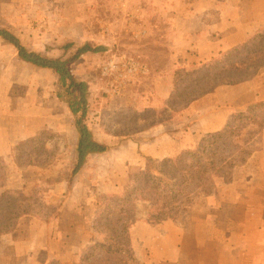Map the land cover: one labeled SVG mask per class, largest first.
<instances>
[{"label":"crops","instance_id":"obj_1","mask_svg":"<svg viewBox=\"0 0 264 264\" xmlns=\"http://www.w3.org/2000/svg\"><path fill=\"white\" fill-rule=\"evenodd\" d=\"M172 1L171 58L178 68L205 63L264 29V0ZM14 5L0 0V12ZM39 5L49 15L56 10L50 2ZM30 23L29 30L36 26ZM0 26L13 31L23 45H33L30 38L27 45L17 24ZM52 27L44 19L35 27L49 44L55 42ZM0 42L12 50L14 61L1 66L0 52V159L5 163L0 194L18 192L29 201L30 190L37 187L42 207L21 215L16 228L0 237V264H79L81 254L98 240L93 220L99 195L118 192L133 170L145 167L147 158L161 160L192 149L203 135L220 131L233 113L264 103L263 67L251 78L218 86L167 121L124 136L113 130L108 111L143 112L150 101L129 91L108 98L90 88L98 106H93L89 127L105 151L89 155L78 167L74 117L53 96V76L51 86L50 78L40 83L39 73L50 74L25 64L18 67L17 49ZM117 53L121 58L122 52ZM153 87L165 104L174 79L158 78ZM260 131V148L245 162L234 163L229 179L213 180L212 193L195 196L173 219L151 225L149 203H134L129 236L136 264H264V129ZM42 133L49 135L44 147L53 158L43 165L19 163L17 157L28 156L29 146L18 145Z\"/></svg>","mask_w":264,"mask_h":264},{"label":"trees","instance_id":"obj_2","mask_svg":"<svg viewBox=\"0 0 264 264\" xmlns=\"http://www.w3.org/2000/svg\"><path fill=\"white\" fill-rule=\"evenodd\" d=\"M170 14L171 12L168 25L159 24L157 27L167 30L168 62L160 64L158 61L161 58L153 53V59L157 61L152 60V74L149 76L152 81V103L143 112L131 109L133 114L130 118L122 117L123 122L127 119L126 126L113 130L124 136L151 128L160 121H167L182 112L191 102L213 92L218 86L251 78L264 67L262 29L246 38L243 43L219 52L216 57L205 63L178 68L171 58L174 32ZM0 39L17 49L14 57L17 63L25 64L35 71L48 72L53 76V96L64 104L74 117L78 133V167L83 165L89 155L103 153L105 147L93 139L89 127L92 109L98 106L93 104L97 99L95 97L93 103L91 102L90 98L94 93L89 90L87 81L74 75L73 66L84 57L105 53L107 46L89 40L64 41L58 46L62 55L51 58L31 46L23 45L19 37L7 27L0 26ZM157 44L161 45L160 42L154 45L158 46ZM168 76L174 79V88L164 106H157L154 100L158 102L159 99L154 94L153 83L158 78ZM135 88L140 89L139 86ZM131 94L137 96L134 88ZM113 112L114 118H118L121 112H125V108ZM152 114L158 115V118L149 119ZM114 121L118 122L119 119ZM259 125L264 129V103L254 104L233 113L220 131L203 135L192 149L180 151L161 160L147 158L145 167L133 170L118 192L99 195V209L93 220L98 240L91 243L81 254L79 264H96L88 260L101 254L106 256L108 261L119 259L124 264H136L129 236L130 211L134 203L138 200L149 203L148 222L151 225L173 219L181 209L190 205L195 196L214 189V176L223 173L231 164L245 162L260 148L262 128L254 133V128ZM46 137L49 138L48 133H42L37 139L19 144L18 148L29 146V155H19L18 162L22 160L21 164L25 165H43L49 162L53 154L45 150ZM4 169L5 163L0 159V187L5 184ZM193 190H196V194L201 192L193 196ZM29 193V201L18 192L4 191L0 194V237L16 228L21 215L42 208L39 205L37 187H33ZM48 264L58 262L50 261Z\"/></svg>","mask_w":264,"mask_h":264},{"label":"rangeland","instance_id":"obj_3","mask_svg":"<svg viewBox=\"0 0 264 264\" xmlns=\"http://www.w3.org/2000/svg\"><path fill=\"white\" fill-rule=\"evenodd\" d=\"M30 1L35 4V7L29 3ZM43 1L55 5L56 10H52V14L49 15L47 13L50 11L42 10V5L36 7V4L38 5ZM5 2L15 5L12 9H3L0 12V24H8L9 22L17 24L27 45H29L30 38L33 42L31 47L41 51L44 55H49L51 58L60 57L62 51L58 46L64 41L89 40L107 46L105 53L84 57L73 66L74 75L80 80L87 81L89 89L95 90L94 93L100 95L103 93L109 98V94H114L113 92H116L115 95H117L126 91L131 92L130 90L134 88L137 96L142 93L144 99L152 103L153 95L150 88L152 81L149 76L152 74L153 53L161 58L158 61L160 64H167L164 62H168L167 50L169 49V39L166 40V28L157 27L159 24L168 25L172 0H5ZM166 10L169 11L166 12ZM54 13L55 17H49L53 16ZM21 15L25 16L21 18L19 17ZM41 19L47 21L50 26H55L51 29V33L55 34V42L52 44L45 42L47 39H44L39 33L38 28H35L37 21ZM29 20H31L32 26L33 24L36 25L30 30L29 25L31 23L29 24ZM158 39H161V45L157 44L158 46H156L154 44L159 43ZM117 51L122 52L121 58ZM0 52L3 56L1 66L10 67L11 63L14 64L11 59L12 50L4 48V44L1 42ZM15 65L21 66L19 63ZM36 77L44 85L50 78L51 86L53 81L51 75L39 73ZM134 86H139L140 89ZM108 89H111L109 93ZM94 99L95 96L93 95L90 98L92 103ZM101 101H104L103 98ZM103 104L105 105V103ZM154 104L161 106L159 101L154 100ZM130 110L125 109V112H121L118 118H114V112L109 111L108 118H106V113L104 116L106 119H119L118 122H113L110 125L115 129H121L126 126L127 121L124 119L123 122L122 117L130 118L133 114ZM157 118L158 115L156 114L149 116V119ZM129 126L131 125L129 124ZM260 127L262 128V125L256 126L254 133ZM232 166L233 164L223 173L214 176L213 180L217 181L218 177L229 179ZM193 192L195 193L193 196H195L201 191H198L197 194L196 190ZM212 192L213 189H210L209 192L199 195H208ZM106 258L101 254L90 258L88 261L96 264H124L119 259L108 261Z\"/></svg>","mask_w":264,"mask_h":264}]
</instances>
